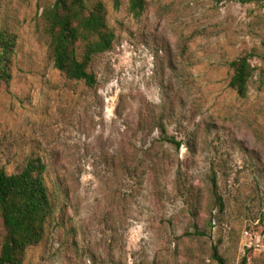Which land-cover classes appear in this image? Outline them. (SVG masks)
I'll return each mask as SVG.
<instances>
[{"label": "rangeland", "instance_id": "rangeland-1", "mask_svg": "<svg viewBox=\"0 0 264 264\" xmlns=\"http://www.w3.org/2000/svg\"><path fill=\"white\" fill-rule=\"evenodd\" d=\"M104 1L116 38L89 85L54 67L53 0H0L19 36L0 167L41 158L54 202L26 264H264V0H146L138 17ZM246 54L241 97L230 62Z\"/></svg>", "mask_w": 264, "mask_h": 264}, {"label": "trees", "instance_id": "trees-1", "mask_svg": "<svg viewBox=\"0 0 264 264\" xmlns=\"http://www.w3.org/2000/svg\"><path fill=\"white\" fill-rule=\"evenodd\" d=\"M119 9L122 0H110ZM146 0H129V11L138 17ZM45 31L50 40L54 67L71 80L96 82L90 65L96 55L112 49L115 32L108 23V8L104 0H53L43 10ZM18 34L7 27L0 28V88L13 77L14 59L18 48ZM242 55L230 62L234 73L230 87L246 97L255 67L250 57ZM165 132V129H163ZM177 148L182 145L175 138H167ZM46 167L41 158L29 157L24 168L9 173L0 167V264H26L29 248L40 244L54 212V202L45 177ZM215 187H217L214 179ZM217 193V192H216ZM223 207L224 201L218 196ZM214 259L226 260L216 250Z\"/></svg>", "mask_w": 264, "mask_h": 264}]
</instances>
